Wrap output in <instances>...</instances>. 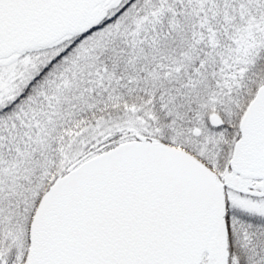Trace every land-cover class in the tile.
I'll return each instance as SVG.
<instances>
[{"label":"snow or ice","instance_id":"1","mask_svg":"<svg viewBox=\"0 0 264 264\" xmlns=\"http://www.w3.org/2000/svg\"><path fill=\"white\" fill-rule=\"evenodd\" d=\"M0 264H264V0H0Z\"/></svg>","mask_w":264,"mask_h":264}]
</instances>
